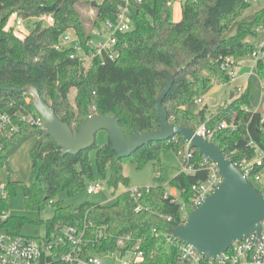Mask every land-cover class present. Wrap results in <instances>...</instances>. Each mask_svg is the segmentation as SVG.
Wrapping results in <instances>:
<instances>
[{
    "label": "trees",
    "instance_id": "1",
    "mask_svg": "<svg viewBox=\"0 0 264 264\" xmlns=\"http://www.w3.org/2000/svg\"><path fill=\"white\" fill-rule=\"evenodd\" d=\"M81 2L0 0L1 109L12 112L24 106L38 114L27 93L11 90L33 87L73 132L86 117L105 114L116 118L125 136L130 137L133 131L142 133L159 128L156 99L172 75V86L162 100L170 122L193 130L204 123L213 130L222 121H235V130L216 129L210 137L233 163L254 155L253 148L248 146L249 123L252 136L264 149V117L259 116L251 124L250 85L210 116H206L204 108L197 112L186 108L196 94L206 91L214 80H229L221 69L223 57H245L252 52L254 44L245 39L255 36L264 26V8L257 10L250 20L237 21L249 7V0H183L181 18L174 21L170 19L169 0H143L132 12L133 29L119 36V55L104 62L96 58L85 70L77 59L70 58L71 48H55L60 36L68 29H74L83 44L89 37L88 18L83 17L78 8ZM85 2L96 11L92 24L97 26L113 19L118 5V0ZM14 14L24 20L36 19L33 28L22 38L11 28ZM44 14L53 16V24L47 25L38 19ZM236 21L234 34L227 35ZM255 73L263 82L264 90L263 63L256 64ZM72 88L76 89L74 102L69 100ZM16 122L19 130L4 140L0 168H8L10 156L26 141L34 140L30 155L35 163L39 162V168L35 180L23 184V195L28 207L48 203L52 206L53 216L46 221H38L45 225L47 236L56 224H78L86 219L98 225L108 224L114 236L132 233L142 238L145 264H173L175 243L169 242L164 235L181 221V215L179 205L164 197L166 189L160 181L159 155L164 148L180 151L185 143L181 135L152 141L124 158L117 156L109 140L101 146H92L95 148L97 173L105 178L109 172L107 184L110 188L127 184V177L122 172L123 163L131 161L141 168L150 161L154 162L157 183L150 186L149 192L141 198V204L150 210L136 213L125 191L117 194L110 205L86 201L74 207L54 201L60 192L74 195L85 186L86 180L94 178L89 149L61 156V148L51 136L42 134V128ZM193 154L196 172L180 171L168 181L185 202L193 194L192 185L207 176L201 165L203 156L195 148ZM250 180L259 190L257 184ZM16 183L10 178L4 183L6 194L0 192V215L7 211V197L15 192ZM159 214L171 215L173 220L168 221ZM27 222L25 217L7 215L2 228L18 234Z\"/></svg>",
    "mask_w": 264,
    "mask_h": 264
},
{
    "label": "built area",
    "instance_id": "2",
    "mask_svg": "<svg viewBox=\"0 0 264 264\" xmlns=\"http://www.w3.org/2000/svg\"><path fill=\"white\" fill-rule=\"evenodd\" d=\"M251 1L259 0H249ZM142 2L143 0H118L114 18L106 20L100 26L90 25L87 29L89 37L84 44L74 29H68L60 36L55 48L58 50L71 48L70 58L77 59L85 70L96 58H99L101 62L108 59L113 60L119 55V36L133 29L132 12ZM168 4L170 5V1ZM93 9L91 19L96 17ZM38 19L43 20L47 25L54 22L51 14L41 15ZM23 20L15 16L11 24L13 32L21 38L25 36V34L21 35ZM246 57L236 58L228 55L222 58L221 69L227 73L228 81L238 76L239 67L246 62ZM248 57L252 60V71H255L258 62L264 64V39L254 44ZM213 82L219 81L214 80ZM244 90L239 87L237 95L242 94ZM195 101L200 103L202 100L196 98ZM16 120L44 130L43 119L26 107L19 106L12 112L0 108V152L5 147L4 140L19 130ZM236 127L235 121H222L213 130H209L202 123L196 131L210 139L216 129L235 130ZM248 136V146L253 148L254 155L251 158L244 157L234 164L247 179L251 178L257 184L259 187L257 190L264 195V149L255 141L250 130H248ZM193 150L194 148L187 141L180 150L181 171L185 173L194 174L196 172L193 164ZM201 165L207 171V176L192 185L193 194L188 202L183 201L181 197L177 198V192H179L177 189L176 191H165L164 197L179 205L180 222L187 218L192 208L200 206L222 180L215 163L203 156ZM101 188L100 180L93 181L87 186V191L91 193ZM149 190L150 186L132 187L125 190L136 213L150 210L149 207L141 204L142 196ZM0 192L3 195L6 194L4 183L0 184ZM1 215L2 220L7 216L5 213ZM159 216L168 221L173 220L171 215L159 214ZM164 236L169 242L175 243L173 264H264V227L259 233L253 232L234 241L216 257L198 252L193 246L179 241L169 231ZM145 262L146 253L142 238L132 233L114 236L109 231L108 224L98 225L86 219L78 224H56L50 236L45 234L43 237L23 233L13 234L5 228L0 230V264H145Z\"/></svg>",
    "mask_w": 264,
    "mask_h": 264
},
{
    "label": "water",
    "instance_id": "3",
    "mask_svg": "<svg viewBox=\"0 0 264 264\" xmlns=\"http://www.w3.org/2000/svg\"><path fill=\"white\" fill-rule=\"evenodd\" d=\"M95 5V4H93ZM173 83V76L167 78L162 92L156 99L159 112V128L142 133L133 131L126 137L116 118L105 114L86 117L73 132L67 122L60 120L54 108L45 102L36 88H13L14 92H24L38 115L43 119V135H49L61 148V156L75 155L90 149L95 144L100 130L108 133V140L119 158L130 156L138 148L152 141H164L176 134L190 143L199 154L215 163L222 176L219 185L205 201L192 208L187 218L169 229V233L179 241L193 246L198 252L216 257L234 241L257 232L264 227V195L245 177L241 170L227 158L222 150L210 139L196 130L180 126L168 120L166 108L162 104ZM233 94H231V97Z\"/></svg>",
    "mask_w": 264,
    "mask_h": 264
},
{
    "label": "rangeland",
    "instance_id": "4",
    "mask_svg": "<svg viewBox=\"0 0 264 264\" xmlns=\"http://www.w3.org/2000/svg\"><path fill=\"white\" fill-rule=\"evenodd\" d=\"M100 1V0H99ZM169 12L170 19L177 21L181 18L180 4L181 0H170ZM183 2V0H182ZM82 4L79 5V11L82 16L88 18L86 21L87 29L92 25V15L91 10L92 6H90L85 0H82ZM264 4V0H259L257 2L251 1L249 7L242 13L240 18L237 20L247 19L250 20L254 17V11L256 8L260 7ZM94 10V9H93ZM95 11V10H94ZM96 13V11H95ZM36 19L31 18L27 20H23V31L21 35L26 34L33 28V23ZM234 22L229 31H234L235 24ZM251 59V58H250ZM252 65V62H251ZM224 83V82H221ZM208 89L211 91L209 99L211 100V106L215 103L217 106L222 107L223 104L228 101L230 92H236V89H233L230 85L227 84H219L212 83ZM207 89V90H208ZM238 89V88H237ZM74 93L76 94V89L72 88L69 92V100L74 102ZM199 95V94H198ZM196 94V97L198 96ZM238 96V95H237ZM194 98L190 103L189 107L195 109L196 107L202 106L204 103L197 105ZM233 99V98H232ZM249 106L251 107L253 114L251 118L254 122L259 116L264 117V90L262 88L261 80L258 78L255 72L252 71L251 79H250V89H249ZM212 108L211 110H214ZM250 130V123L248 125ZM33 139L26 141L24 144L20 146V148L10 156L7 166L0 168V181L5 183L8 178L12 180H16L17 183L15 185V192L10 194L7 197V211L6 215L12 216H21L25 217L28 222L22 228L21 233L34 236V237H43L46 234L45 225L39 223L38 221H46L47 219L53 216V208L48 203L45 205H36L28 207L24 201L23 195V184L32 183L37 175L39 162L35 163L30 155V148L33 143ZM255 141L260 146L259 142L255 139ZM108 142V133L105 130H100L96 134L95 144L97 146H101ZM180 151H176L169 148H164L160 152V162H161V172L162 178L161 182L164 185L166 191L171 189L168 181L173 178L177 173L181 171V161H180ZM89 157L91 159L92 168L94 172V178L91 180H86L85 186H83L78 192L74 195L68 194L66 191H62L57 194L53 200L60 201L64 205H72L74 207H78L82 203L89 201L95 204H103L110 205L114 202L115 196L128 188L132 187H149L153 186L157 183L155 179L156 176V167L153 161L148 162L143 167L139 168L134 162H125L122 164V172L125 177H127V184H120L116 189L110 188L107 184V179L109 178V172H107L105 178H101L96 170L95 165V148L92 147L89 149ZM101 181L102 188L98 191L89 193L87 191V186L93 181ZM177 198L180 199L179 192H177ZM2 215H0V230L2 228Z\"/></svg>",
    "mask_w": 264,
    "mask_h": 264
},
{
    "label": "crops",
    "instance_id": "5",
    "mask_svg": "<svg viewBox=\"0 0 264 264\" xmlns=\"http://www.w3.org/2000/svg\"><path fill=\"white\" fill-rule=\"evenodd\" d=\"M170 1V0H169ZM171 2V1H170ZM181 3H182V0H181ZM181 6V4H180ZM181 8V7H180ZM261 8H264V4L261 5L260 7L256 8V10L254 11L253 14H255V12ZM181 11V9H180ZM16 15L14 14L12 17H11V22L10 24L13 23V18L15 17ZM243 20H247V19H243V17L241 18V20L239 21H243ZM236 25L237 23L235 24V28H234V31H231V32H228L227 35H232L234 34L235 30H236ZM30 31H28L25 35H27ZM264 39V26L262 28H260L258 31H257V34L255 36H249L247 37L245 40L247 42H250L252 44H256L258 41ZM246 62L241 64L240 67H239V73H238V76L232 80V81H226L224 83H221V82H212V83H216L217 86H219V84H227V85H230L233 89H236V92H233L231 91L230 92V96H229V99L228 101H226L223 106H225L226 104H228L230 101H232L235 97H237V88L241 87L243 89H246L248 87V85H250V79H251V74H252V68H251V62L252 60L250 59V57H246ZM255 72V71H253ZM262 83V81H261ZM262 88H263V84H262ZM210 93L211 91L208 89L206 91H204L203 93L199 94L197 97L195 98H201V102L200 103H197L196 101V104L199 105V104H203L205 99H207L208 97V100L205 101V103L202 105V106H199V107H196L195 109H192L189 107V104L186 106L187 109L193 111V112H197L199 111L200 109L204 108L206 109V116H210L211 114H214L221 106H217L215 103L211 106V100H213L212 98L209 99V96H210ZM231 94H233V96L231 97ZM75 95V93H74ZM233 98V99H232ZM222 106V107H223ZM212 108H215L214 110H211ZM251 109V107H249ZM252 110V109H251ZM263 118V117H262ZM170 190H175V188H171Z\"/></svg>",
    "mask_w": 264,
    "mask_h": 264
}]
</instances>
